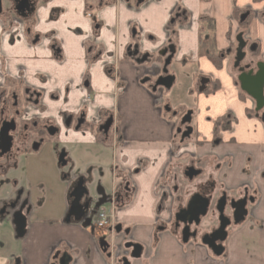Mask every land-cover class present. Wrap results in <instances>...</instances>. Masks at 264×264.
<instances>
[{"label":"crops","instance_id":"obj_1","mask_svg":"<svg viewBox=\"0 0 264 264\" xmlns=\"http://www.w3.org/2000/svg\"><path fill=\"white\" fill-rule=\"evenodd\" d=\"M130 1L47 0L36 10L32 34L39 40L35 45L28 43L21 30L4 32L0 22V92L18 90L21 84L42 90L44 111L38 116L58 127L51 136L56 140L55 149L44 156V171L50 173L44 176L38 171V183L59 184V147L66 152L70 165V179L60 182L59 208L57 193L51 197L49 185L30 200L32 211L25 217L24 234L18 239L19 250L12 260L51 264L52 255L61 251L69 254L71 264H115L112 254L123 242V235H107L111 243L105 253L100 238L82 223L72 218L66 222L72 180L92 175L105 180V186L101 185L106 190L114 168L116 188L124 183L127 173H132V192L120 194L115 207L106 204L99 212L112 211L115 223L129 232L128 239L142 247L141 258L133 264H264V109L256 118L254 103L239 97L233 69L234 39L244 14L248 15L245 20L252 19L248 36L264 62V3L145 0L139 6L137 0L133 4ZM208 34L214 38L215 51L222 55L219 68L199 55V40ZM52 41L59 44L62 61L55 59ZM170 44L175 48L176 61L188 60L195 65L190 89L198 96L190 107L192 135L183 145L174 141V122L162 118L158 101L140 83L145 67H151L155 55L161 58L159 53ZM134 48L137 52L130 55ZM139 57L145 61L138 62ZM161 62L151 67L155 76ZM202 78L208 81L205 89H217L200 93L197 86ZM113 107L119 119L120 140L110 157L107 148L112 146L100 135L85 128L74 130L62 122L65 115L82 110L85 123L94 124L99 114ZM219 120L228 122L225 128L217 129ZM40 150L41 146L28 158L38 159ZM189 166L199 173L190 182L184 176ZM59 172L62 175L64 170ZM177 174L187 184L180 182ZM24 178L28 183L29 176ZM24 178L21 188L28 193ZM209 180L230 197L247 193L254 199L246 219L229 229L220 257H214L199 240L183 244L175 227L162 226L157 220L169 219ZM160 183L174 187V204L160 196ZM182 188L184 195L177 196Z\"/></svg>","mask_w":264,"mask_h":264},{"label":"flooded vegetation","instance_id":"obj_2","mask_svg":"<svg viewBox=\"0 0 264 264\" xmlns=\"http://www.w3.org/2000/svg\"><path fill=\"white\" fill-rule=\"evenodd\" d=\"M18 1L17 0H1L0 22L2 24V28L4 32L10 31L11 33H15L14 31L15 29L21 30L22 34L24 33L27 36L28 43L30 45H35L37 44L39 40L38 35L32 34V28L34 25L36 10L47 0H28L27 8H26V11H24V13L16 12ZM111 1L112 2L120 1L124 3L129 2V1L125 2V0H111ZM138 1L139 0H137V5H138ZM144 1L145 0H143L141 4H143ZM141 4H139V6ZM23 14L25 15V17L21 16ZM88 16L89 18L91 17L90 15ZM247 17H248L247 14H244L243 16L240 17L242 20L241 23L239 22L240 25L241 24L243 25L248 21V20H245V18ZM171 22L172 21H170V23ZM168 46H173V45L170 44ZM236 46H237V43H236ZM246 46H247V43H246ZM51 49L53 51V55L55 56V59L57 61H62V54H61L60 46L56 41H52ZM136 49L137 48L129 50L130 55H134V52H137ZM234 55H233V58H234ZM161 59H162V67L160 68L158 75L155 76L153 71L149 67H145V74L141 78V82L142 81H145V82L141 85L146 86L148 88V91L155 97V100L158 101L157 108H159L162 118L167 121H174V130H173L174 141L177 145L178 144L183 145V143L186 140H188L192 135L191 133L189 138H184L183 140H181V135L188 128H191L192 130L191 123H192L193 112L190 111L192 112L190 123L181 125V120L186 116V114L189 111L184 112L181 115H177L176 112H173L171 108H169L167 103L163 104L162 95L164 91H167V90L161 87L155 88V81L159 77L165 76L162 73V70L164 69L163 65H164L165 58L161 57ZM142 60L145 61L144 57H139L137 59L138 62H144ZM246 66H248L247 69L245 68ZM240 68H245L244 72H248L250 70H253L254 72L256 71L255 66L247 62L245 59L240 63L239 67L236 70L234 69L237 76H238L237 70ZM112 76L115 77V73H113V70H112ZM204 80H207V79L202 78L199 80V83L197 86L198 91L200 88L203 87L201 84V81H204ZM206 84L204 85V88L206 87ZM21 86L22 87H20V89L18 90H15V89L1 90L0 92V132L2 129L8 130V136L11 138L10 151L2 156H1V151H0V182L1 183H5V181L10 180L12 176L14 177L16 175V173L18 172L19 168L22 165L21 163L22 161H20V157L27 159L28 157L33 156V153H35V151H37L40 148L43 142V139L41 138L42 134L48 133V135L51 137L54 134H56L58 131V127L56 126V123L50 120H42L38 116L40 115V113L44 111V108L41 107V98L43 95V91L37 90L35 88H31L27 84H21ZM207 90L208 89H204L202 93L204 92L206 93ZM115 94H118V92H115ZM246 97L247 96L245 95V98ZM254 109H255V104H254ZM261 112L256 114L254 111L255 117L257 116L256 118H258ZM84 118H85L84 111L81 110L76 115H65L63 117L62 122H64L63 124H65L67 127H71L74 130L79 131L82 128H85L97 136L100 135L102 140L104 142L108 141L109 145H111L112 149L114 150L117 142L120 140L119 119H118L116 107H113L111 111L108 113L99 114L97 123L87 124L85 123ZM221 121L222 122L225 121L223 123L225 124L223 128H225L228 122L226 120H221ZM177 130H180V133H177ZM60 156L64 157L63 159L66 161V166H67L68 159H67V154L64 151V149L60 151L59 153H57V166L61 170V168H64L66 166L62 167L58 163ZM190 170H192V172H190ZM69 172L66 174L64 172L61 175L63 180L70 179L68 175ZM193 173H196L197 175L189 177V175ZM111 174H112V181L110 179V184L112 182V184L114 185H112L111 192L109 193H107L106 190L103 189V186L101 185L99 180L93 177L92 175L90 176L88 175L87 177H77L76 179L72 180L71 190L68 193L69 210L67 212L66 219L71 220V218L74 219V218L79 217L80 214L84 211L85 206L87 205L88 201L90 200V196L93 199V202H96L95 199L97 198L99 199V197H97L95 194L96 189H98L99 192H101V188L103 189L105 195L110 197L111 204L113 205V207H115V200L121 199L120 194L126 195L125 193L132 192L131 189H129V186H130L129 180H131L132 173L130 172L127 173V176H125V179L123 178L124 183L119 185L117 188L114 182L115 180L114 178L117 176L116 169L112 168ZM198 175L199 173L195 171V169L191 166L187 167L184 171V176L189 182L192 181ZM80 178H82L83 180V186L89 187L91 184L92 186L91 188L89 187L90 196L80 197L81 199L79 200V202L75 204V200L71 195L74 189L76 188V185ZM89 182H90V185H88ZM17 184H18V180L14 178L12 179L9 185L7 186L3 185L0 188V191H1L0 192V224L1 225L4 223L8 224L6 221L2 222V220L5 218L8 222L11 221L12 226L14 228L15 237L19 239L20 237L18 233V228L21 224H23L25 217L29 215V213L32 211V208L30 207V200H34V196L31 194V192L29 193V191L28 193L27 192L24 193L23 189L21 187H18ZM160 187H163L161 188L160 196L165 201H168L174 204L176 201V194L174 191V187H171L170 185L163 184V183H160ZM196 194H199L202 197H209V196L212 197L211 207L208 210L207 217L204 219L201 218L200 224L197 227L195 226L194 223L189 224L187 218H186L187 220L185 224L176 223L174 219L175 215L181 210H185L191 197ZM223 196H225V199H226V205L224 208L223 216L231 222L230 226H228L225 229L226 234L228 235L229 229L235 226L232 224L233 211L230 209V203L232 201L237 202L242 199H246L245 209L247 210V216H248L249 214L248 208L251 204L254 203V199L251 196H248L247 193H243V195L239 198L230 197L228 196L227 192H223V191L220 192L218 189H216L215 184L210 180L207 181L204 185L199 186L196 192H194L190 196L189 200L186 202V205L179 209L176 208L172 212L169 219L163 221L162 219L158 218L157 220L158 222L161 223L162 226L164 224H168V226L170 225L172 227H175L179 231L180 237H181V232L183 228L188 226L190 235L194 233V237L193 238L190 237L189 241L199 240V242L201 243V239L205 235H211L213 232H215L219 228V225H220V222L218 220L219 217L214 207H215L216 202H218ZM95 217L96 216L93 217L92 221L95 219ZM226 222L227 221L223 219V223H226ZM117 226H120V225H117V223H115L113 229L110 228L109 231H107L106 229L105 231H103V236L101 237L98 236L100 238V241H99L100 244L104 243L107 245V246L106 245L103 246L102 250L103 252L106 253L108 252V248H110L111 239L107 238L108 237L107 235L110 234L111 238L113 235H116V236L123 235L124 240L121 243V245L117 247L119 250V254L115 260V264H125L124 260L127 261L128 264H133V262L137 260H134L131 258L132 250L125 249V245L129 243L131 244H136V243H133L130 239H128V234H129L128 231L122 230L121 228V232L116 233L114 229ZM86 229H89L93 235H96L94 230L92 231L91 228H86ZM126 232H128L127 235L125 234ZM225 241L222 243L217 242V245L221 244L224 249ZM141 255H142V252H141ZM69 257L70 256L67 252L57 251L51 257V260H52L51 264H68ZM19 263H20V260L18 258H14L11 262V264H19ZM71 263H72V259L70 261V264Z\"/></svg>","mask_w":264,"mask_h":264},{"label":"water","instance_id":"obj_3","mask_svg":"<svg viewBox=\"0 0 264 264\" xmlns=\"http://www.w3.org/2000/svg\"><path fill=\"white\" fill-rule=\"evenodd\" d=\"M18 1V0H17ZM129 0H125V2H128ZM143 0L138 1V5L141 4ZM28 4V0H19L18 6L16 7L17 13H24L26 11ZM0 12H1V0H0ZM22 17H25V15H21ZM236 49H235V55H234V62H233V69H237L240 65V63L245 59V48H246V42L243 40V37L241 34H239L236 38ZM175 55V48L173 46H168L167 48L163 49L159 56L162 58H165L164 60V69L162 70V73L165 76L159 77L155 81V88L161 87L165 90H169L174 82V78L172 76L167 75L166 68L170 64L171 60L173 59ZM144 61V60H142ZM246 69L248 66L245 67ZM245 68H240L237 70L238 76H237V85L239 87V90L243 92L247 97H249L251 100H253L255 104V113L258 114L264 109V62H260L255 66L256 71L250 70L248 72H244ZM145 81H142L141 84H143ZM207 80L201 81L202 88L199 89V92L202 93L204 91V85L207 83ZM154 90V89H153ZM192 112H188L186 116L181 120V125L190 123ZM257 117V116H256ZM263 121V117L261 118ZM177 133H180V130H177ZM192 130L191 128H188L182 135L181 140L184 138H189L191 135ZM11 149V138L8 136V130L2 129L0 132V151L1 156L8 153ZM63 156H60L58 163L64 167L66 166V161L63 159ZM192 172V170H190ZM196 176V173L190 174L191 176ZM90 185V182L89 184ZM92 184L89 186L91 188ZM88 186H83V180L82 178L79 179L76 188L74 189L72 193V197L75 200V204L79 202L82 196H90V188ZM95 194L99 199H95L96 202H93V199L90 196V200L88 201L87 205L85 206L84 211L80 214L79 217L74 218L75 222L82 223L84 228H89L91 226V222L94 216H96L99 209L106 205L111 204V199L109 196L105 195L103 189L101 188V192L98 191V189L95 190ZM211 200L212 197H202L199 194H196L191 197L190 201L187 204V207L185 210H181L178 212L174 219L176 223L185 224L186 220L188 219V223H194L197 227L200 224V219H204L207 217L208 210L211 207ZM226 205V199L225 196H223L218 202L215 204V211L218 213V220L220 222L219 228L213 232L211 235H205L201 239V244L205 247H207L208 250L212 253L214 257H220L224 249L221 244L217 245V242H224L226 239V231L225 229L230 226L231 222L226 219L223 216L224 208ZM246 207V199H242L240 201L234 202L232 201L230 203V209L233 211L232 214V224L238 225L241 222L244 221V219L247 216V210ZM187 218V219H186ZM223 219H225L227 222L223 223ZM25 219L23 221V224H21L18 228L19 237H22L24 234V228H25ZM66 222H68V219H66ZM114 231L116 233L121 232V227L117 226ZM126 235L128 232L125 233ZM194 237V233L190 235L189 233V227L186 226L183 228L181 232V242L183 244L188 243L189 239ZM106 244L102 243L100 244V248L102 249L103 246ZM107 246V245H106ZM125 249L132 250L131 251V258L134 260H138L141 257L142 247L138 244H126ZM71 258L68 259V264H70ZM125 264H128L127 261H125Z\"/></svg>","mask_w":264,"mask_h":264},{"label":"rangeland","instance_id":"obj_4","mask_svg":"<svg viewBox=\"0 0 264 264\" xmlns=\"http://www.w3.org/2000/svg\"><path fill=\"white\" fill-rule=\"evenodd\" d=\"M262 3H264V0H261ZM131 4H133V0L130 1ZM251 20L247 21L245 24H241L239 26L240 32L239 34H242V37L244 39V41L247 43V46L244 50L245 52V60L249 63H251L253 66H256L258 63L263 62L261 61L260 58V53L256 52V45L253 41H251L250 37L248 36V32L251 26ZM239 22L241 23L242 20L241 18L239 19ZM234 39V43L235 46L233 48V55L235 53V49H236V38ZM161 58H158V56L155 55V57H153L152 61H151V67L155 68V66L157 65L158 62H161ZM150 62V61H149ZM153 63V64H152ZM156 64V65H154ZM162 66V62L161 65ZM151 67H149L151 69ZM195 69V65H193L190 61L186 60V61H176L175 58H173L170 62V64L168 65V67L166 68L167 70V74L172 76L174 78V82L173 85L171 86V88L167 91H164L163 95H162V102L163 104L167 103L169 108H171V110L173 112H176L177 115H181L184 112H188L191 111L190 107L194 106L195 104V99L198 96V93L196 92L195 89L191 90V80H192V73ZM246 99L248 101H250L251 103L252 100L248 97H246ZM254 107V104H253ZM174 122V121H171ZM194 124V122H193ZM43 142L41 145V150H40V156H38V159L35 158H21L20 157V161H22V165L19 169V172L13 177L10 178V180L5 181V183H1L0 182V188L1 186H7L10 184V182L12 181V179L16 178V180H18V187H21L22 185V179L21 177L24 178V175H26V177L29 176V182L27 183L25 181L24 178V183L26 184L27 190H29L31 192V194L33 196H38L41 195L42 192L44 191L45 186H48V191L50 196H53V193L56 194L57 198V204L56 206L59 208L60 206V182L62 180V176L60 174V168L58 171V185L54 183V185H52L49 181H47L45 183V185L42 183H38L40 181V179L38 178V171H41L42 173L44 172V176L49 175V171H44V168H46L45 166V160H47L44 156L46 153L50 152V150L54 151L55 149V143L56 140L53 137H50L48 135V133H44L42 134ZM63 149L59 147L58 149V153L60 151H62ZM107 152L109 157L112 156L113 154V149L111 148H107ZM25 159V160H24ZM61 170L66 173L69 172L70 170V165L68 164L66 167L61 168ZM26 172V173H25ZM178 180H180V182H184L185 184H187L184 181V178L181 174H177ZM100 178V177H98ZM20 180V181H19ZM102 185H104L105 180H100L99 181ZM53 183V182H52ZM109 183H110V179H109ZM43 184V185H42ZM106 184V183H105ZM41 185V186H40ZM105 186V185H104ZM188 186V185H186ZM47 188V187H46ZM106 191L107 193L111 192L110 189V184L106 186ZM1 192V191H0ZM184 195V189L182 188L181 190H179L178 195L177 196H183ZM51 199V198H50ZM51 206V205H50ZM7 222L8 224L4 223V224H0V264H7L10 260H12V256L13 254H16L19 250V245H18V239L15 237V233H14V228L12 226L11 221L8 222L5 219L2 220V222Z\"/></svg>","mask_w":264,"mask_h":264},{"label":"trees","instance_id":"obj_5","mask_svg":"<svg viewBox=\"0 0 264 264\" xmlns=\"http://www.w3.org/2000/svg\"><path fill=\"white\" fill-rule=\"evenodd\" d=\"M213 23L211 21L208 22V27L211 28ZM199 55L206 57L209 61L215 65V67L219 68L222 61V55L218 54L214 49V38L211 35H204L199 40ZM216 86L213 89H208L206 93H212L216 90ZM239 97L241 99L245 98V95L242 92H239ZM225 122V121H224ZM224 122L218 121L217 122V129H221L224 127ZM218 131V130H217Z\"/></svg>","mask_w":264,"mask_h":264},{"label":"built area","instance_id":"obj_6","mask_svg":"<svg viewBox=\"0 0 264 264\" xmlns=\"http://www.w3.org/2000/svg\"><path fill=\"white\" fill-rule=\"evenodd\" d=\"M114 224H115V218H114L113 212L112 211L110 212L101 211L97 213L95 219L91 222L90 228L92 229V231L94 230V232L96 233V236L101 237L103 236V231H105L108 227H111V229H113ZM118 254H119V250L117 248L115 252L112 254L113 255L112 260L114 262Z\"/></svg>","mask_w":264,"mask_h":264}]
</instances>
